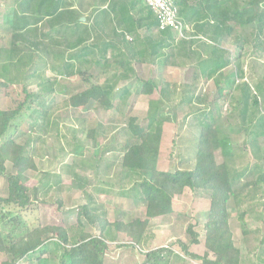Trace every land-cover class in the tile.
<instances>
[{"label":"rangeland","instance_id":"1","mask_svg":"<svg viewBox=\"0 0 264 264\" xmlns=\"http://www.w3.org/2000/svg\"><path fill=\"white\" fill-rule=\"evenodd\" d=\"M21 1L0 0V109H12L23 100V84L33 93L43 92L41 105L27 106L24 114L16 119L17 129L12 132L16 142L27 144L33 155L36 169H28L24 173V185L30 196H33L34 187L37 191L26 208L3 206L0 209L2 235L16 237L37 225H61L67 229L70 238L80 233L81 237L99 235L97 224L90 225L84 218H77V208L87 202L100 211L104 210L110 222L115 219L129 221L140 215L143 208L141 200H131L126 196L132 182L139 177L134 174L126 176L121 172L120 149L126 140L132 142V134L126 127L129 119L135 117V123H142L149 101L160 99L157 116L163 122V130L157 158L159 169L173 171L192 167L196 127L209 119H214L219 133L229 135L230 157L224 158L219 149L214 151L216 162L225 163L233 185V194L227 202L228 225L240 251L241 264H264V223L260 211L261 194L256 185V178L263 167L264 136H258L252 130L255 117L264 114V23L262 33L258 34L256 21L250 25L232 22L233 30L224 40L210 39L209 42L204 38L196 39L191 46L195 50L187 43L179 44L181 38L172 33L175 36L171 43L175 63L171 65L169 62L154 65L137 60L130 62L126 71L120 70L112 75V70L105 77L99 76L102 66L92 60L90 65H83L81 71L87 69L91 80L104 87L113 86L110 96L113 107L105 109L90 101L74 108L68 105L67 100L83 89V75L77 72L65 75L63 69L69 50L77 49L71 50L67 46L76 42L81 31L71 34L66 20L53 23L44 18L37 24L33 37L43 38L45 51L49 52L45 54L31 44L32 38L22 39L13 35L11 21L15 14L21 13ZM68 1L72 3L73 14L81 15V22L89 26L93 35L84 39L83 45L112 36L110 29L104 27V32H101V28L92 22L95 12L105 8L109 0ZM191 1L184 0L187 3ZM236 1L243 4L248 0ZM256 2L258 10L264 9V0ZM31 10L28 11L30 15L34 13ZM215 42L224 49L223 55L229 57L230 64L224 68L222 76L216 75L214 79L196 76V59L208 56ZM238 44L242 45V50ZM111 55L112 52L108 53ZM35 67L36 77L25 78ZM28 68L31 69L27 71ZM39 73L43 76L41 83ZM243 82L249 84L250 96H257L259 101L258 105L251 106L250 114L255 116L251 122L243 121L239 109L235 108ZM166 84L171 91L163 94L161 88ZM127 85L131 87L122 97ZM46 88L51 92L44 94L48 91ZM0 165L3 167L0 197H6L7 177L16 175L18 170L1 156ZM209 202L207 191L185 188L173 197L172 213L149 220L141 244L122 241L121 235L117 236L110 229L114 237L110 234L105 237L107 247L103 264H141L144 251L156 247L168 250L164 254L166 264H202L199 259L185 254L179 243L187 245L188 251L196 255L213 258L203 245ZM18 220L19 226L16 224ZM188 226L197 232V243H192L186 230ZM49 255L51 260H56L59 252L55 253L52 248ZM31 256L14 264H31L35 255ZM6 259L0 254V261Z\"/></svg>","mask_w":264,"mask_h":264},{"label":"trees","instance_id":"2","mask_svg":"<svg viewBox=\"0 0 264 264\" xmlns=\"http://www.w3.org/2000/svg\"><path fill=\"white\" fill-rule=\"evenodd\" d=\"M173 2L177 9L178 21L186 23L184 19L196 18L198 15L205 18L202 23L204 27L202 31L205 36L207 34L212 38L221 36V40H224V37L233 30L232 22L239 25H250L256 21V32L261 34L263 31L264 9H257L256 0H248L243 4L236 0H192L189 3L184 0H173ZM20 10L21 13L15 14L11 21L13 35L22 39L32 38V40L30 39L31 44L45 54H49V52L45 51L46 45L43 44V38L33 37L37 24L44 18L53 23H58L60 19L66 20L67 28L71 34L81 31L78 32L79 37L75 43L68 46L65 43L71 50L77 49L69 50L63 73L70 75L72 72H77L83 75L84 81L83 89L69 96L67 102L71 107L80 108L90 101L98 103L105 109L113 107L110 97L113 86L104 87L101 83L91 80L87 69L81 71V67L85 64L90 65L92 60L102 66L99 76L104 75L105 77L112 70V75L120 70L126 71L130 62L137 60L154 65L174 63V49L171 43L175 36L173 37L172 33L177 34L178 37L180 34L172 27L159 29L156 14L143 0H109L105 8L97 10L93 17V24L101 28V32H104V27L110 29L112 36L108 39H96L89 45L82 43L85 41L84 39L93 35L89 32V26H85L81 22V15L73 14L70 1L22 0ZM30 10L35 15H33L34 13L30 15L28 13ZM133 11L134 15L130 14ZM212 46L208 56L196 59L194 67L196 70L193 69L197 74L199 73L197 76L204 77V79H214L216 75L222 76V71L230 64L229 57L223 55L224 49L220 48L218 43H213ZM257 46H260L259 43ZM237 47L239 50L243 49L242 45L238 44ZM110 52H112L111 57L108 56ZM29 69L31 68H28L27 71ZM36 70V67L33 68L25 78H35ZM42 77L39 73L40 83L43 81ZM128 87L131 86L127 85L123 89L122 97ZM48 89L46 88V90ZM22 91L24 93L23 100L18 102L14 108L0 109V156L18 170L16 175L7 177V196L0 197L1 210L4 208L3 206L26 208L31 204V197H36L37 187L32 189L33 196H30L29 189L24 185L26 180L24 173L28 169H36L33 155L27 144L16 142L12 132L17 129L16 119L24 114L27 106L41 105L43 92L33 93L26 84H23ZM161 91L164 94V91L169 93L171 89L169 91L166 84L161 88ZM172 91L174 90L172 89ZM48 92L51 91H45L44 94ZM249 92V84L243 82L241 95L237 101L238 105L235 108L239 109L243 121L251 122L255 117L253 113L250 114L251 106L258 105L259 101L257 96H250ZM188 93L190 92L188 91ZM232 98L234 97L231 96ZM148 104L147 113L142 123H135V117L129 119L126 127L132 134V142L126 140L120 149L122 152L121 172L126 176L134 174L139 177L132 182L126 196L131 200H141L144 204L140 202L143 206L141 214L129 221L115 219L110 222L103 213L104 210L100 211L91 206V202H87L77 208V218H84L90 225L97 224L99 235L81 237L82 233H80L79 236L70 238L67 229L61 225H37L22 231L16 237L10 235L8 238L3 236L0 231V254L7 258L0 264H14L21 259H30L31 254L35 255L34 260L31 259V264H103L107 247L106 236L110 234L111 237H114L112 235L115 233L117 236L121 235L122 241L128 240L132 244H141L149 220L171 213L173 197L181 194L185 188L191 191L205 190L209 193L207 221L203 227V245L214 257L196 255L188 251L187 245L179 243L185 254L199 259L202 264H241L240 251L235 246L228 225L227 202L233 194V185L225 163L218 164L214 155V151L219 149L224 158L230 157L232 147L229 135L219 133L214 119L197 125L193 166L173 171L161 170L157 166L163 130V122L157 116V106L161 104V101L160 99L150 100ZM41 112L45 113L43 107ZM252 130L258 136H264V114L255 117V125ZM91 131L89 132L90 136H92ZM262 150L263 167L256 178V185L261 194L260 211L264 223V148ZM0 173H3L1 165ZM132 191L136 194L135 196ZM243 213L244 211L239 217H242ZM16 224L19 226L20 220ZM190 227L188 226L186 230L191 235L192 243H197L199 241L197 232L192 231ZM110 229L114 232H112L113 234L110 233ZM262 242H264V236ZM52 248L55 253L59 252L56 260L49 258ZM167 251L165 247L146 250L141 264H166L164 254Z\"/></svg>","mask_w":264,"mask_h":264},{"label":"built area","instance_id":"3","mask_svg":"<svg viewBox=\"0 0 264 264\" xmlns=\"http://www.w3.org/2000/svg\"><path fill=\"white\" fill-rule=\"evenodd\" d=\"M149 6L158 18L159 29L172 27L179 34L182 33L183 23L177 20V9L173 0H143Z\"/></svg>","mask_w":264,"mask_h":264},{"label":"crops","instance_id":"4","mask_svg":"<svg viewBox=\"0 0 264 264\" xmlns=\"http://www.w3.org/2000/svg\"><path fill=\"white\" fill-rule=\"evenodd\" d=\"M134 11L133 12H130V14H133L134 15ZM137 16V14H136ZM205 20V18H202L201 15H198L196 18H190L188 17V19H184V21L186 23L185 26V30H184V35L182 36V38L178 41V43H187L189 45V47L192 49V50H195L194 48H192L191 46L195 43V40L196 39H207L209 42H210V39H214L215 36L212 38L211 36H209L208 34L205 36L204 32L202 31V28L204 29L202 23L203 21ZM221 40V36H218L214 39V41H219ZM190 41V42H189ZM217 43V42H215ZM173 47V46H172ZM189 47H187V49H190ZM178 48L180 49V46H178ZM212 49H210L211 51ZM210 53V52H209ZM175 63V62H174ZM169 65H171V63H168ZM196 76L199 75V73L195 74ZM173 212V211H172ZM171 212V213H172ZM170 214V213H169ZM166 215V214H165ZM165 215H161V216H157V217H153L151 218V220H155V219H158L159 217H163ZM150 220V221H151ZM149 223V222H148ZM148 227V226H147ZM1 262V261H0Z\"/></svg>","mask_w":264,"mask_h":264},{"label":"clouds","instance_id":"5","mask_svg":"<svg viewBox=\"0 0 264 264\" xmlns=\"http://www.w3.org/2000/svg\"><path fill=\"white\" fill-rule=\"evenodd\" d=\"M183 23V22H182ZM186 26L185 24L183 23V30H182V33L180 34V37L182 38V36L184 35V30H185Z\"/></svg>","mask_w":264,"mask_h":264},{"label":"water","instance_id":"6","mask_svg":"<svg viewBox=\"0 0 264 264\" xmlns=\"http://www.w3.org/2000/svg\"><path fill=\"white\" fill-rule=\"evenodd\" d=\"M81 20H82V18H81Z\"/></svg>","mask_w":264,"mask_h":264}]
</instances>
